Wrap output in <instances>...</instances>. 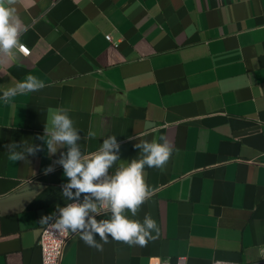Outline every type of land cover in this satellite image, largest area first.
Returning a JSON list of instances; mask_svg holds the SVG:
<instances>
[{
    "label": "crops",
    "instance_id": "1",
    "mask_svg": "<svg viewBox=\"0 0 264 264\" xmlns=\"http://www.w3.org/2000/svg\"><path fill=\"white\" fill-rule=\"evenodd\" d=\"M14 7L31 54L0 63V97L29 74L46 87L0 99V264H42V219L72 202L54 163L67 147L49 154L37 138L57 108L68 110L82 154L116 137L119 161L109 175L139 157L140 140L163 135L173 146L162 170L145 166L155 195L136 217L128 213L141 222L150 213L158 237L130 247L109 236L97 251L78 235L62 264H264V0H18ZM25 141L42 150L9 160L6 146Z\"/></svg>",
    "mask_w": 264,
    "mask_h": 264
},
{
    "label": "clouds",
    "instance_id": "2",
    "mask_svg": "<svg viewBox=\"0 0 264 264\" xmlns=\"http://www.w3.org/2000/svg\"><path fill=\"white\" fill-rule=\"evenodd\" d=\"M17 2L0 0V63L14 58L17 52L29 54L20 40L27 27L16 14L14 5ZM44 87L46 85L42 80L29 74L23 81L5 89L0 99L8 103L18 94L37 92ZM95 137L94 131L87 133V138ZM37 138L47 144L49 154L54 155L58 147H67V152H61L60 158L54 163L62 165L68 180L61 186L62 196L72 201L64 207H57L59 216L53 214L44 217L42 222H51L50 226L57 232L79 233L80 239L97 251H103L104 244L109 243V236L130 247H145L158 237L159 227L150 213L144 215L142 222L130 218L128 213L136 217L141 206L157 191L147 184L144 169L147 166L162 170L169 161L173 146L165 136L161 135L152 141L140 140L134 145L140 150L139 157L130 162H121L112 175H109L108 170L119 161L120 145L116 137L109 136L96 151L82 154L77 144L82 137L74 127L67 109H49L44 135ZM21 145L25 146L23 150H20ZM6 148L11 161L26 160L28 156H34L42 150L39 145L31 146L27 141L10 143ZM53 171L54 167L50 165L45 169V174ZM81 194H84L82 201ZM106 214H110L109 219H96ZM97 235L103 243L97 241ZM259 256L264 258V246L259 247ZM215 264L230 262L216 261Z\"/></svg>",
    "mask_w": 264,
    "mask_h": 264
},
{
    "label": "built area",
    "instance_id": "3",
    "mask_svg": "<svg viewBox=\"0 0 264 264\" xmlns=\"http://www.w3.org/2000/svg\"><path fill=\"white\" fill-rule=\"evenodd\" d=\"M107 39L109 41H112L111 36H107ZM21 43L23 42L21 41ZM27 49L29 50V54L28 55L22 54L25 57H28L31 54L30 48L27 47ZM80 200L82 201L83 198H80ZM56 216H59V212L57 213ZM50 223H48L46 226L43 227L38 241V246L40 248L42 255V264H62L68 243L72 238L80 234L71 233L70 231L67 233L57 232L50 226ZM150 264H170V260L169 258H165V259L157 258L152 260ZM177 264H187L186 259L178 258Z\"/></svg>",
    "mask_w": 264,
    "mask_h": 264
}]
</instances>
